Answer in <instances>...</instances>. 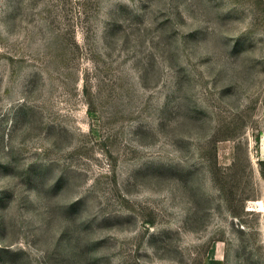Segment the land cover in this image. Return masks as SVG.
Returning <instances> with one entry per match:
<instances>
[{"label":"rangeland","instance_id":"1","mask_svg":"<svg viewBox=\"0 0 264 264\" xmlns=\"http://www.w3.org/2000/svg\"><path fill=\"white\" fill-rule=\"evenodd\" d=\"M0 264H264V0H0Z\"/></svg>","mask_w":264,"mask_h":264}]
</instances>
